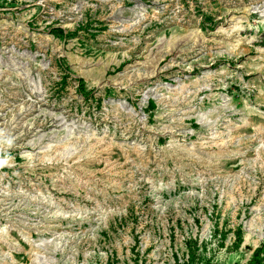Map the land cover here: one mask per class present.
Here are the masks:
<instances>
[{
	"label": "rangeland",
	"instance_id": "obj_1",
	"mask_svg": "<svg viewBox=\"0 0 264 264\" xmlns=\"http://www.w3.org/2000/svg\"><path fill=\"white\" fill-rule=\"evenodd\" d=\"M263 243L264 0H0V264Z\"/></svg>",
	"mask_w": 264,
	"mask_h": 264
},
{
	"label": "trees",
	"instance_id": "obj_2",
	"mask_svg": "<svg viewBox=\"0 0 264 264\" xmlns=\"http://www.w3.org/2000/svg\"><path fill=\"white\" fill-rule=\"evenodd\" d=\"M49 32L61 38L66 35L64 32V29L61 27H57V26L51 27ZM78 90L85 96L90 93V91L86 90L85 81L83 78H78ZM152 106H154L153 102H152ZM262 253H264V243L262 244V246H259L254 250L252 258L247 264H261L262 263Z\"/></svg>",
	"mask_w": 264,
	"mask_h": 264
}]
</instances>
